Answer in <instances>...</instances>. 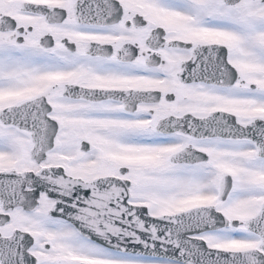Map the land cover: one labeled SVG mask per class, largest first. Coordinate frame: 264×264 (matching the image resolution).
<instances>
[{"label": "snow or ice", "instance_id": "6c2138e0", "mask_svg": "<svg viewBox=\"0 0 264 264\" xmlns=\"http://www.w3.org/2000/svg\"><path fill=\"white\" fill-rule=\"evenodd\" d=\"M0 264H264V0H0Z\"/></svg>", "mask_w": 264, "mask_h": 264}]
</instances>
